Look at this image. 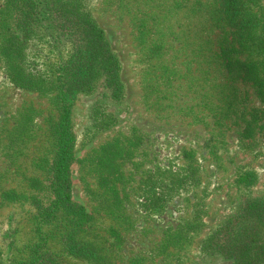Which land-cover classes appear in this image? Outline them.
<instances>
[{
	"label": "rangeland",
	"instance_id": "1",
	"mask_svg": "<svg viewBox=\"0 0 264 264\" xmlns=\"http://www.w3.org/2000/svg\"><path fill=\"white\" fill-rule=\"evenodd\" d=\"M46 1L21 41L33 87L9 78L4 47L15 28L5 32L0 20V264H238L208 249L209 240L247 203L264 200V95L220 56L233 31L220 0ZM249 1L254 11L264 6ZM7 2L0 0V10ZM51 8L87 17L103 32L124 85L119 101L103 77L69 99L72 201L91 217L78 242L98 260L71 255L65 214L49 216L60 94L75 69L68 66L74 40L55 33ZM140 20L149 38L164 40L174 71L169 85L152 82L167 97L153 107L146 79L159 61L148 55ZM251 57L264 61V51ZM249 174L254 181L243 182ZM157 183L168 198L177 196L159 216L142 205Z\"/></svg>",
	"mask_w": 264,
	"mask_h": 264
},
{
	"label": "trees",
	"instance_id": "2",
	"mask_svg": "<svg viewBox=\"0 0 264 264\" xmlns=\"http://www.w3.org/2000/svg\"><path fill=\"white\" fill-rule=\"evenodd\" d=\"M263 1L264 0H260ZM46 0H8L6 6L0 10L1 28L9 32L12 28V44H6L4 54L8 62L10 80L22 88H30L36 85V78L28 74L23 64L24 51L22 39L30 36L36 22L42 16L41 5ZM20 3L21 6H17ZM223 20L232 28V40H226V48L220 53L226 62L230 73L235 71L243 74V79L254 81L260 94L264 95V61L254 60L251 56L259 49L264 51V6L258 11L250 7L249 0H220ZM65 8H51L50 17L54 19L53 27L56 34L74 40L75 54L70 63L74 65L73 81L68 85V92H61V115L56 127L57 153L53 166L52 192L55 195L50 215L59 212L65 214L66 228L64 233L68 252L77 257L98 260L99 256L93 247L78 242V234L90 221L91 217L85 208L72 201L71 163L73 161L74 138L71 132V107L70 97L80 91H85L94 86L100 77L104 78L105 87L110 90L111 97L117 101L124 96V85L120 79V64L112 52L103 32L84 16L75 15L71 12L65 17ZM21 17L16 24L14 17ZM11 20L9 22L8 20ZM146 20H140V29L144 28V43L151 46L148 55L151 59L159 61L156 69L150 68L146 79L144 98L149 106L160 104L162 99H167L162 91L154 92L152 82L156 80L169 85L173 80L168 74L174 73L164 58V40L161 38H149L151 32L146 29ZM261 32V33H260ZM228 74L230 77L231 74ZM257 83V84H256ZM159 87V85H157ZM157 96V102L151 103V97ZM208 105L213 109L217 106L208 100ZM161 105V104H160ZM142 141V140H141ZM139 141L138 145H141ZM138 148V147H137ZM136 150L131 152L130 158L136 156ZM186 171L187 169H183ZM256 176L249 174L242 179L243 182L251 183ZM147 195H142L146 206V213L159 216L166 206L172 203L177 196L168 198L161 183L154 185ZM168 202L166 203V201ZM208 249L232 258L238 264L264 263V200H255L247 203L241 213L222 226L209 240Z\"/></svg>",
	"mask_w": 264,
	"mask_h": 264
}]
</instances>
